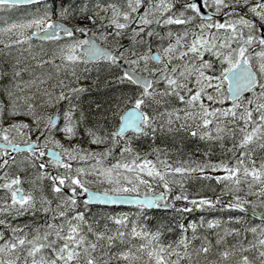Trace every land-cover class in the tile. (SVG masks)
Returning a JSON list of instances; mask_svg holds the SVG:
<instances>
[{
    "label": "snow or ice",
    "instance_id": "1",
    "mask_svg": "<svg viewBox=\"0 0 264 264\" xmlns=\"http://www.w3.org/2000/svg\"><path fill=\"white\" fill-rule=\"evenodd\" d=\"M0 264H264V0H0Z\"/></svg>",
    "mask_w": 264,
    "mask_h": 264
}]
</instances>
